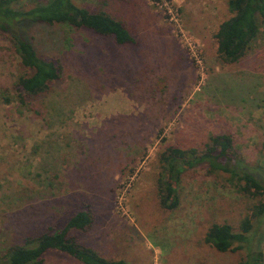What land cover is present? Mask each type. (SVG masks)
I'll list each match as a JSON object with an SVG mask.
<instances>
[{"label": "rangeland", "instance_id": "rangeland-1", "mask_svg": "<svg viewBox=\"0 0 264 264\" xmlns=\"http://www.w3.org/2000/svg\"><path fill=\"white\" fill-rule=\"evenodd\" d=\"M73 2L124 22L134 43L29 25L37 53L63 65L61 80L29 111L4 103L3 95L14 97L19 67L0 35V256L89 205L94 224L78 240L107 260L239 264L245 248L220 253L203 239L213 224L238 233L255 199L205 163L183 173L174 210L159 205L156 182L165 149L202 151L222 134L231 135L246 170L264 178V26L246 55L227 65L214 34L229 16L228 0H169L177 23L154 0ZM259 225L253 242L264 253V219ZM43 264L80 263L50 252Z\"/></svg>", "mask_w": 264, "mask_h": 264}, {"label": "trees", "instance_id": "trees-1", "mask_svg": "<svg viewBox=\"0 0 264 264\" xmlns=\"http://www.w3.org/2000/svg\"><path fill=\"white\" fill-rule=\"evenodd\" d=\"M18 2L0 0V35L12 48L19 67L13 85L14 97L3 95L7 105L15 101L19 107L32 111V102L49 94L63 76L60 59L40 56L26 38L25 30L31 24L84 29L111 38L119 46L134 43L125 23L106 11L89 12L76 6L73 0H33V7L29 9L16 8ZM227 10L229 16L219 25L214 38L218 60L232 65L246 55L260 26H264V0H228ZM201 163L208 166V173L225 174L238 193L256 200L251 213L242 219L238 233L228 224H213L206 231L204 243L220 253H234L245 248L247 255L239 264H264V253L253 242L256 228L264 219V178H256L246 170L234 149L231 135L210 137L202 151L168 147L160 153V174L156 182L159 205L168 210L177 208V186L183 173ZM93 224L91 207L81 205L65 224L48 226L40 234L26 237L22 244L9 247L1 254L0 264H43L50 252L66 254L80 264H124L107 260L79 242L78 236L90 230ZM263 234L264 231L261 236Z\"/></svg>", "mask_w": 264, "mask_h": 264}, {"label": "built area", "instance_id": "built-area-1", "mask_svg": "<svg viewBox=\"0 0 264 264\" xmlns=\"http://www.w3.org/2000/svg\"><path fill=\"white\" fill-rule=\"evenodd\" d=\"M155 2L159 3V7L164 9V11L167 13V15L169 16V19H171V21L173 20L175 23H177V19H175V16L171 13V8H172V5L170 4L169 0H154ZM184 36V35H182ZM184 40L186 42V45L188 47V49L190 51L193 50V47L191 45V41L190 39H187L186 37H184ZM190 42V43H189Z\"/></svg>", "mask_w": 264, "mask_h": 264}]
</instances>
